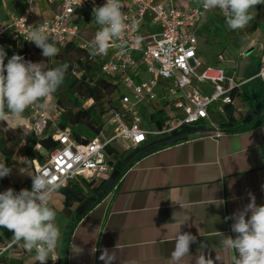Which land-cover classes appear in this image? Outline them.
<instances>
[{
	"label": "crops",
	"instance_id": "crops-1",
	"mask_svg": "<svg viewBox=\"0 0 264 264\" xmlns=\"http://www.w3.org/2000/svg\"><path fill=\"white\" fill-rule=\"evenodd\" d=\"M8 1L3 0L4 6ZM35 2L38 9L48 11L46 18L52 15L54 6L46 0ZM179 3L186 5L185 0ZM191 3L199 4L201 0H191ZM4 10L10 15L19 12L7 7ZM252 11L254 19L244 29L234 31L228 28L218 9L209 10L197 31L196 49L201 67L218 65L244 81L238 91L244 92V99L235 96L233 105L241 120L227 123L210 109L211 120L222 131L217 137L212 136L210 123L202 121L151 135L136 147L122 139L115 140L109 147L119 154H108L109 158L113 157L114 168L107 178L113 181L106 191L97 196L89 192L79 201L66 204L59 190L61 210L55 222L61 238L53 253L56 261L49 259L47 264H104L99 260L102 249L115 252V264H197L202 254L197 252L198 243L190 245L191 255L179 261L171 257L179 232H190L198 241H203L208 246L205 254L214 264H219L215 256L221 257V264H233V250L216 247L210 251L219 238L207 219L219 215L221 222L215 224V230L234 236L233 221L223 222L224 217L249 203L247 193L255 195L257 205H264L261 188L264 154L257 149V145L264 149V79L256 76L264 61V6ZM89 23L85 35L92 37L96 24ZM254 99L258 100L256 105L251 104ZM158 108H163L161 103L154 102L142 110L145 127L155 128L149 122V115ZM30 117L22 114L19 118L10 117L14 121L12 125L6 122L12 127L28 123ZM259 120L262 121L245 128ZM14 161L8 179L17 183L20 190L26 185L31 190V178L18 176L20 163L15 158ZM214 187L218 189L215 197L225 201L220 208L207 199ZM204 189L208 191L204 193ZM174 211L181 216L189 213L191 219L185 225L172 223ZM116 244L118 247L114 248ZM77 246L85 248L83 255L76 254ZM90 250L95 251V256L88 254ZM34 255H27L28 264H39Z\"/></svg>",
	"mask_w": 264,
	"mask_h": 264
},
{
	"label": "built area",
	"instance_id": "built-area-1",
	"mask_svg": "<svg viewBox=\"0 0 264 264\" xmlns=\"http://www.w3.org/2000/svg\"><path fill=\"white\" fill-rule=\"evenodd\" d=\"M35 1L22 0L18 13L0 20V46L6 45L8 37L17 46L34 44L24 37L39 25L57 47L72 41L90 51V43L100 26L96 24L92 37L86 36L85 31L90 21L94 23V4L102 6L106 0H46L54 6L52 15L32 24L29 20ZM185 1L186 5H181L179 0H120L126 25L121 37L125 51L120 54L119 49L110 48L106 55H97L101 73L120 84L117 102L104 116L100 132L86 143L72 139L69 129L58 127V117H55L51 137L58 146L47 153L43 163L33 160L35 173L51 176L60 183V188L77 177L107 179L114 167L106 148L117 139L136 147L151 135L202 121L210 123L213 137L222 133L211 120L210 109L225 118V107L234 105L235 95L244 81L218 65L201 67L196 49L197 31L208 11L201 3ZM72 73L80 75L75 70ZM256 76L264 79V61ZM154 102L170 111L171 118L163 129L143 125L142 110ZM48 120L40 113L30 130L36 135L42 134L48 128ZM3 191L0 184V192ZM10 242H0V247ZM28 254L22 242L11 245L0 254V264H6L5 259L21 257H24L23 264H28Z\"/></svg>",
	"mask_w": 264,
	"mask_h": 264
},
{
	"label": "clouds",
	"instance_id": "clouds-1",
	"mask_svg": "<svg viewBox=\"0 0 264 264\" xmlns=\"http://www.w3.org/2000/svg\"><path fill=\"white\" fill-rule=\"evenodd\" d=\"M201 5L205 11L219 9L228 28L235 31L244 29L254 19L252 10L257 6H264V0H201ZM122 7L120 0H106L102 6L94 4L93 22L100 27L90 43V57L106 55L110 48L119 49L120 54L124 53L125 42L121 37L126 25ZM24 38L41 49L42 56L47 59L59 54V48L55 42H50V37L42 26L33 27ZM6 55L0 46V121H7L10 117L19 118L30 106L46 110L47 98L63 84L69 64L63 63L44 70L41 63L25 60L19 54H13L5 64ZM257 149L264 154V149L259 145ZM20 163L25 167H21L19 171L31 178L32 187L31 190L25 188L17 192L8 188L0 192V228L12 233L10 244L0 247V254L6 252L11 245L22 242V247L27 252L35 253L34 259L39 264H47L49 259L55 262L53 253L61 238L60 229L55 222L57 212L61 210V185L49 175L35 173L30 159L22 157ZM11 173L12 168L6 165L5 160L0 161V178L10 176ZM261 188L264 190V185ZM202 191L205 193L208 190ZM217 191L214 187L211 197L207 199L220 208L225 201L215 197ZM247 196L249 203L224 217L223 222L233 221L231 232L234 236L215 230V224L221 222L219 215L207 219L219 238L218 246L213 245L210 251H215L216 247L233 250V264H264V205H257L252 192L249 191ZM190 219L189 213L181 216L174 211L171 215L172 223L181 225L187 224ZM193 243H198L197 252L202 253L197 264H214L205 254L208 246L203 241H198L197 236L190 232H179L176 235L171 257L179 261L184 256L191 255L190 245ZM116 247L117 244L114 248ZM75 251L77 255H83L85 248L77 246ZM88 254L95 256L96 253L90 250ZM99 260L104 264H115V252L102 249ZM215 261L221 264V257L215 256Z\"/></svg>",
	"mask_w": 264,
	"mask_h": 264
},
{
	"label": "trees",
	"instance_id": "trees-1",
	"mask_svg": "<svg viewBox=\"0 0 264 264\" xmlns=\"http://www.w3.org/2000/svg\"><path fill=\"white\" fill-rule=\"evenodd\" d=\"M21 5L22 0H10L5 6L3 3L0 6V20L10 16L9 13L5 12V7L11 11L15 9L19 11ZM5 43L6 45L3 48L8 49H5L7 54L5 64L13 54H19L25 60L30 61L35 60L37 56H42V50L36 47L35 44L17 46L10 37L6 39ZM58 47H61L65 52L76 50L81 58L76 60L74 67L69 64L63 84L53 93L56 98V104L60 108L57 124L61 129L68 128L71 138L75 141L86 143L91 137L100 132L103 118L109 109L115 106L121 87L118 82H114L111 78L101 73L100 61L97 56L95 58L90 57L89 51L72 41H67L63 46ZM42 59L49 60L45 57ZM63 63H60L57 67ZM73 70L80 72L79 77L72 73ZM243 94L244 92H237L235 96H240L244 99ZM254 100L255 102L251 101V104L256 105L258 100ZM169 112V109L165 107L158 108L149 115V122L155 128L163 129L167 119L171 118ZM240 120L241 118L237 117L235 107L227 105L225 107V121L227 123H236ZM261 121L259 120L245 128H250ZM47 129L42 134L36 135L33 131L26 130L22 126L9 127L6 121H0V161L5 160L6 165L11 167L15 163L14 154L19 152L23 158L30 159L31 163L34 159L43 163L46 157L37 150V146L46 151V153L58 146V142L51 137V132ZM106 152L107 155L112 153L119 154L116 149L109 146L106 148ZM112 158H109L110 161H113ZM0 184L4 187V190L12 188L17 192L20 191V186L17 183L10 182L8 177L0 178ZM106 186L107 179L86 180L85 178L77 177L59 190L65 196V203L70 204L72 201H79L89 192L97 196L107 190ZM26 188H28V185H26ZM11 239L12 233L7 229L0 228V242H6ZM23 261L24 257L5 259L3 262L6 264H23Z\"/></svg>",
	"mask_w": 264,
	"mask_h": 264
},
{
	"label": "rangeland",
	"instance_id": "rangeland-1",
	"mask_svg": "<svg viewBox=\"0 0 264 264\" xmlns=\"http://www.w3.org/2000/svg\"><path fill=\"white\" fill-rule=\"evenodd\" d=\"M37 1V0H36ZM39 1V0H38ZM3 5V0H0V6ZM49 4L46 3V6H48ZM35 6V13L30 17L29 22L30 23H34L38 20H41L43 18H46V16L48 15V11L44 10V8H40L38 9V4L37 2L34 3ZM16 10V9H15ZM14 10V11H15ZM59 48V54L57 55L56 58H52L49 60H44L42 58H44L43 56H37V58L35 60H32V62L34 63H41V67L44 70L50 69V68H54L57 67V65H59L60 63L66 62L68 64H70L72 67H74V65L76 64V60L80 59L81 56L79 53H77L76 50H70V51H63L61 49V47ZM200 69H198L199 71ZM76 71V70H75ZM107 98V97H106ZM41 102H45V101H41ZM47 104H48V108L46 110H42V109H38L34 106H30L28 109L25 110V112L23 113V115H31V117L29 118L28 123H22V124H13L12 127H16V126H22L24 127L26 130H30V125H32V123L35 121L36 117L41 113L44 114L48 117V131L53 132L55 130V126H54V118L58 117L56 115L59 114L60 108L57 106L56 104V98L55 96L52 94L50 97L47 98ZM214 116H216L215 113H213ZM145 122H148L147 119H144ZM10 124L14 123V121L9 118V120H7ZM8 124L9 127H11V125ZM37 150L42 153L44 155V157H46L47 153L46 151H44L42 148L37 146ZM21 154H19V152L14 154V158L16 159V162L20 163L21 160ZM20 167H23V164L20 163L18 164ZM16 174L19 176L21 173L19 171V168L17 169Z\"/></svg>",
	"mask_w": 264,
	"mask_h": 264
},
{
	"label": "water",
	"instance_id": "water-1",
	"mask_svg": "<svg viewBox=\"0 0 264 264\" xmlns=\"http://www.w3.org/2000/svg\"><path fill=\"white\" fill-rule=\"evenodd\" d=\"M200 130H205V129H194L193 131H200ZM112 181L113 179L111 178L107 180V186H106L107 189L110 187Z\"/></svg>",
	"mask_w": 264,
	"mask_h": 264
}]
</instances>
